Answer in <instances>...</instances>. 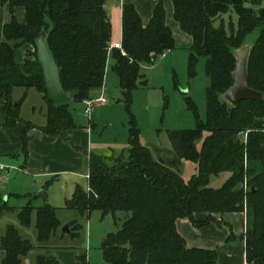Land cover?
I'll return each mask as SVG.
<instances>
[{
    "label": "trees",
    "instance_id": "16d2710c",
    "mask_svg": "<svg viewBox=\"0 0 264 264\" xmlns=\"http://www.w3.org/2000/svg\"><path fill=\"white\" fill-rule=\"evenodd\" d=\"M106 1L0 0V7L7 3L11 15L10 22L3 28L4 40L0 44V96L5 104V126L24 125L21 153L25 160L28 133L34 128L20 118L27 91H36L46 103V124L39 128L42 133L65 137L67 131L76 129L69 104L54 105L47 97L42 71L36 61L35 44L41 34L45 35L56 64L62 70L63 89L77 92L73 103L82 104L92 97L91 92L103 86L108 62L112 59L111 70L127 110L132 92L146 85L141 68L154 65L163 53L175 49L162 3L154 7L146 26L135 7L124 4L120 43L124 55L116 49L109 55L111 22L104 7ZM171 2L173 20L181 32L192 39L188 58L191 79L196 76L198 60H205L208 79L205 121L196 119L197 125L192 130L170 132L173 160H156L140 142V131L128 112L126 157L115 161L89 154V190L76 187L64 209L82 216L93 212H100L103 218L115 217L118 213L127 215L120 230L109 234L101 244L100 250L108 264H217L216 251L186 245L177 232L176 221L188 219L193 226L202 227L216 222L214 215L245 212L246 230L240 240L245 245L246 262L264 264V99L244 101L237 107L222 100L233 85L234 52L241 49L254 32L258 34L247 63L248 87L264 96V8L248 7L260 5L261 0ZM15 8L23 9L24 24L15 18ZM231 11L237 16L236 30L231 28L227 32L219 22ZM23 46L35 50L31 54L35 60L26 58L23 64H17L14 51ZM18 89L24 94L14 102L13 93ZM188 109L197 115L194 104L188 103ZM244 133H247L246 142L239 138ZM199 141L200 150L196 146ZM183 161L197 164V173L188 181L180 174ZM220 173L231 176L221 188H209L211 177ZM15 210L5 202L0 206V215ZM34 212L36 241L44 247L62 223L57 216L58 209L49 205L37 208L28 201L17 214L21 227L31 226ZM196 213L208 217L204 222H196ZM70 231L74 237V230ZM235 239L231 234L228 241ZM126 245L129 249H122ZM32 249V244L22 239L15 227L7 226L0 240L4 254L0 264H23ZM75 260L76 264H88L86 255H77ZM35 262L59 264L55 258L44 255H38Z\"/></svg>",
    "mask_w": 264,
    "mask_h": 264
},
{
    "label": "rangeland",
    "instance_id": "374dc122",
    "mask_svg": "<svg viewBox=\"0 0 264 264\" xmlns=\"http://www.w3.org/2000/svg\"><path fill=\"white\" fill-rule=\"evenodd\" d=\"M248 7L253 10L264 8V0H261L258 6L248 5ZM236 21L237 16L231 11L221 18L219 24L222 23L229 32L231 28L236 30ZM257 34V32H254L249 36L246 44L251 45L257 38ZM21 48L25 49L26 58L30 61L35 60L34 56L32 57L35 53L32 47L23 46ZM21 48L15 51L17 61H21ZM171 52L170 54L166 52V59H158L154 65L141 68V74L146 80V85L139 86L132 92V101L128 110L122 101L118 81L117 83L110 81L107 83L109 89L107 92V106L105 108H95L91 114L90 126L92 130L89 137V153L110 158L109 153H111L110 149L113 145L120 146L128 142V112L133 115L136 126L140 131V142L150 150L156 160L161 157L173 160L172 148L168 139L170 132L192 130L197 125L196 119L201 122L205 121L207 114L205 89L208 86V79L205 75V60L203 58L198 60L195 68L196 76L191 79L188 72L189 48L175 47ZM112 61L111 59L109 62L111 66ZM111 71L110 67L109 72L111 73ZM14 92L13 97H17L19 96L17 94L24 91L18 89ZM19 97H22V95ZM222 100H225L224 97H222ZM188 103L195 105L197 115H194L188 109ZM68 104L74 118H77L82 125L84 122L87 123L81 116V105L73 102ZM43 108L41 95L34 90H30L22 102L20 117L25 122L44 125L46 124V112ZM239 138L244 141L242 134ZM196 146L200 150L201 141L197 142ZM75 150L82 159V167L77 170L79 176L61 174L55 178H46L47 180H44L43 183L55 179V181L49 182L46 191H44L49 195L46 202L35 198V195L41 190H35L34 187V184L45 178H32L23 172L22 169L26 161L21 151L12 160L16 168L0 169V177H3L5 182L3 188H0V206L7 202L8 206L16 209L15 212H4L0 215V240L4 236L7 226L15 227L21 238L28 240L33 246L31 252L24 259V264H36L35 260L38 255L53 257L58 261L57 253L72 254L74 260L77 255H86L88 264H108L105 262L100 250L101 244L109 234H114L120 230L127 215L118 213L115 217L108 215L103 218L100 212L82 216L76 211L64 209L76 187H80L84 191L87 189L89 174L87 179L84 175L88 153L86 149L80 147ZM126 155L127 151L125 157ZM196 173L197 164L191 161L182 162L180 174L185 181L191 179ZM228 177L229 174L227 173H220L211 177L209 188H221ZM247 190L246 188L244 191ZM13 193L17 197L10 195ZM28 201H31L32 205L37 208L49 205L58 209L57 216L62 225L44 247L36 241L35 212L32 214L29 228L21 227L18 222L17 214L21 208L27 205ZM70 223L74 225H70ZM66 224L70 230H74V237L62 234L61 230ZM234 243L235 246L237 244L241 246L242 241L237 236ZM2 257L3 252L0 250V262Z\"/></svg>",
    "mask_w": 264,
    "mask_h": 264
},
{
    "label": "crops",
    "instance_id": "0c3cea01",
    "mask_svg": "<svg viewBox=\"0 0 264 264\" xmlns=\"http://www.w3.org/2000/svg\"><path fill=\"white\" fill-rule=\"evenodd\" d=\"M162 3L165 10V23L171 29L173 38L175 40V47H186L190 48L192 45V39L181 32L178 24L173 20V5L171 0H107L105 2V9L108 12L109 19L111 22V42L109 46L121 43V16L122 6L124 4H132L137 13L140 16L143 26H146L151 17L154 7ZM14 16L17 21L21 24L25 23L24 11L22 8L14 9ZM11 20L8 4H4L0 7V44L3 42V28ZM22 57L21 61L14 59L17 64H23L26 60L25 49L21 48ZM111 53V52H110ZM109 53V54H110ZM172 53L167 52V54ZM165 54L164 59L167 58ZM160 59V58H159ZM163 59V58H162ZM163 59V60H164ZM110 62V60H109ZM108 62V66L105 73L103 86L91 92L93 98L98 97L103 92L107 102L106 104H97L93 109L105 108L108 103V86L107 83H117L115 74L109 68L111 67ZM23 91V90H22ZM30 91V90H29ZM26 96L28 95V92ZM24 92L17 95L21 96ZM12 97L14 102H17L21 97ZM26 98V97H25ZM41 103L44 106L46 112V103L41 95ZM4 101L0 96V169H14L15 164L12 162L13 159L21 151V132L24 128L22 123H17L14 128H7L5 126V115H4ZM82 117L87 123L83 125L79 120L74 119L76 129L67 131L65 137L57 136L50 137L40 131V127L44 125H37L33 122H29L34 125V128L28 133L30 138L28 142V154L26 163L23 167V172L30 175L32 178H45L40 180L37 184H34L35 190L46 191L45 186L55 179L49 180L43 183L46 178L60 176L61 174H70L73 176H79L78 171L82 167V159L80 154L75 149L84 148L89 154V137L91 134L90 122L83 116V104ZM22 106V105H21ZM21 108V107H20ZM93 111V110H92ZM21 118V117H20ZM46 118V114H45ZM44 118V119H45ZM23 120V119H22ZM128 149V142L126 144L116 146L113 145L110 149L109 156L114 160L125 158L126 151ZM88 155L85 162V177L89 174V160ZM173 155V154H171ZM106 157V156H105ZM117 158V159H116ZM165 159V157H161ZM158 159V160H161ZM229 177L231 176L230 173ZM228 177V179H229ZM6 181V180H5ZM5 185L3 177H0V188ZM88 190V181L87 189ZM30 194V193H29ZM15 196L16 194H10ZM10 197V196H8ZM49 195H47V199ZM37 199V198H36ZM207 214L196 213L194 214V220L196 222H204L207 219ZM216 222L208 223L202 227H195L188 219H179L176 221V229L179 235L185 240L186 245L189 248H199L205 250H214L217 253V264H248L245 258V245L242 242L241 246L237 244L235 246L234 240L228 241L229 236L232 234L234 237H241L246 230V216L245 213H225L223 215H214ZM221 224V225H219ZM241 247V248H240ZM4 255V254H3ZM28 256V255H27ZM26 256V257H27ZM57 259L59 264H76L73 255H66L64 253H57ZM25 257V258H26ZM3 258V257H2ZM24 258V259H25ZM23 259V264H24ZM2 261V260H1ZM1 263V262H0Z\"/></svg>",
    "mask_w": 264,
    "mask_h": 264
},
{
    "label": "water",
    "instance_id": "95a60500",
    "mask_svg": "<svg viewBox=\"0 0 264 264\" xmlns=\"http://www.w3.org/2000/svg\"><path fill=\"white\" fill-rule=\"evenodd\" d=\"M246 43L241 49L234 52L236 65L232 74L233 85L223 96L225 101L233 107L239 106V104L244 101H262L264 99L263 94L251 90L248 87L247 63L252 44L247 45ZM35 46L36 61L42 71L44 88L48 99L54 105L72 102L75 99L77 92H67L63 89L60 79L62 70L57 66L53 54L45 40L44 34H41L37 38ZM35 198L46 202L47 194L41 190L35 195ZM61 232L62 234L71 235V231L67 224L63 226ZM122 249H129V246H123Z\"/></svg>",
    "mask_w": 264,
    "mask_h": 264
},
{
    "label": "built area",
    "instance_id": "2783aa9c",
    "mask_svg": "<svg viewBox=\"0 0 264 264\" xmlns=\"http://www.w3.org/2000/svg\"><path fill=\"white\" fill-rule=\"evenodd\" d=\"M113 49H116V50H120L121 51V44L118 43V44H114V45H111L109 46V53L113 50ZM122 52V51H121ZM122 54L124 55V53L122 52ZM165 54L166 53H163L159 58L162 59L165 57ZM107 100L103 94V92L100 93V95H98V97L96 98H89V99H85L82 104L84 106V109H83V116L86 118V120L88 122H90L91 120V114H92V110L94 108L95 105L97 104H106ZM242 136H244V142H246V136H247V133H244L242 134ZM247 186L246 184L244 183L243 184V189L246 190Z\"/></svg>",
    "mask_w": 264,
    "mask_h": 264
}]
</instances>
